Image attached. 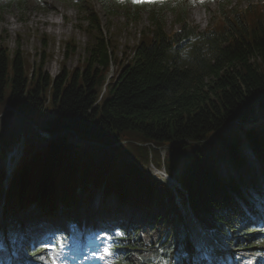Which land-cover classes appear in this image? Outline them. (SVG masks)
Segmentation results:
<instances>
[{
    "label": "trees",
    "instance_id": "trees-1",
    "mask_svg": "<svg viewBox=\"0 0 264 264\" xmlns=\"http://www.w3.org/2000/svg\"><path fill=\"white\" fill-rule=\"evenodd\" d=\"M95 1L108 16L123 12L137 22L145 12L149 21L132 58L109 82L106 74L116 59L102 38L90 49L83 70L54 77L38 72L30 78L21 54L10 56L0 48V122L8 104L14 122H24L31 114L40 119V132L46 135L36 133L43 147L22 155L10 174L0 259L8 245L4 233L18 244H33L22 224V212L31 205L50 218L45 226L60 222L79 229L82 213L81 220L100 228L104 223L97 215L81 210L90 201L89 189L99 188L103 200L115 196L119 212H148V227L155 228L145 242L132 222L125 228L119 225L109 249L118 255L111 264H205L198 249L202 243L198 235L199 243L193 240V229L173 193L146 173L149 154L154 153L158 166L162 147L169 172L185 163L180 184L186 197L178 194L215 248L209 250L213 264L221 260L217 250L244 254L264 245L259 223L264 220V1L232 10L218 25L202 31L187 23L188 0ZM25 3L0 0V14L12 4L22 8ZM230 3L221 0L220 7ZM167 12L180 25L170 34L165 32ZM84 21L97 26L93 15ZM14 140L2 129L1 159ZM243 142L260 167L245 169ZM219 162L244 174L223 177ZM5 176L0 164V193ZM59 234L60 245H73L71 233ZM132 252L135 263L129 259ZM18 254L16 262L25 264L27 256Z\"/></svg>",
    "mask_w": 264,
    "mask_h": 264
},
{
    "label": "rangeland",
    "instance_id": "rangeland-1",
    "mask_svg": "<svg viewBox=\"0 0 264 264\" xmlns=\"http://www.w3.org/2000/svg\"><path fill=\"white\" fill-rule=\"evenodd\" d=\"M221 0H190V6L187 10L188 25L195 27L196 30H205L211 28L213 25H218L223 16L232 15V10L243 11L248 3H260L264 0H231L229 5L220 7ZM25 5L20 8L12 4L4 13L0 14V48L6 49L10 56L18 51L23 59L25 72L27 76L33 78L38 72L41 74H48L51 77L56 76L61 72L71 73L75 70L81 71L85 68L86 60L89 56L90 49L98 42L100 38L107 42L109 51L113 53L115 63L111 62V66L106 74V82L114 79L119 72L120 67L128 62L133 55V49L139 42L142 32L147 30L149 26L147 13H141L140 19L137 22L128 20L123 12H119L114 16H108L103 13L102 8L95 0H25ZM194 11H197L201 16V20H196L193 17ZM223 12V14H222ZM96 17L97 26L93 27L84 21V17L88 15ZM43 19L54 20V23H43ZM174 15L170 12L165 13V32L172 33L177 30L180 25L175 23ZM60 24V26H58ZM61 31L58 35L56 32ZM145 30V31H144ZM8 93V90L6 91ZM105 95L104 87L101 88L100 97ZM49 96V95H47ZM100 99V98H99ZM7 105V104H5ZM3 108L4 117L0 122V132L2 129L8 130L11 141L20 137L23 139V149L16 145L15 140L6 150L8 152H23V158L27 154L37 148L43 147V141L39 140L36 133L40 136L46 137L44 133L37 131L39 129L40 119L28 114L24 122H14L10 117V107ZM48 107V106H47ZM48 111V109H47ZM47 111L44 116L46 117ZM2 115H0L1 117ZM40 131V129H39ZM240 133V129H237ZM16 134V137H15ZM21 142V140H20ZM83 146V145H82ZM97 149V145L93 147ZM158 148H156L157 150ZM165 149L159 148V151ZM7 153V154H8ZM148 162L146 163V173L151 175L156 166L155 155L149 154ZM246 166L254 168L255 163L260 167V162L252 157H244ZM1 167L4 166V160L1 159ZM185 163L182 162L178 166V172L183 171ZM224 169V171L222 170ZM233 172L234 177H238L240 173L244 174V170L236 171L228 162L217 163V170L223 177H226L229 172ZM233 169V170H232ZM257 170V169H256ZM260 177V174H257ZM179 178V177H178ZM176 178V179H178ZM181 178V177H180ZM236 179V178H235ZM2 189V186H1ZM90 201L86 202V209L98 211L113 209L116 205L115 196L110 195L103 200L101 189L90 188L88 193ZM1 202V198H0ZM79 202V200H78ZM78 202L76 204H78ZM1 205V204H0ZM108 212V211H107ZM183 212V211H181ZM26 219L29 217L40 216L35 206L31 205L25 209ZM134 214V213H133ZM145 217V218H144ZM149 213H138L132 219V225H135L140 230V237L145 242L150 241L155 232L152 231L147 224ZM185 217V215H184ZM187 219V217H185ZM34 222V221H33ZM125 222L121 225L124 226ZM156 227V226H155ZM34 228V225H33ZM42 233V231H41ZM76 233H78L76 231ZM43 236V233L40 235ZM5 237L9 238L7 235ZM104 244V242H103ZM51 258L56 255L54 252L50 253ZM64 256V255H63ZM251 255L247 258L242 256L227 257L223 264H262L264 262V255L253 258ZM106 262L108 261L105 255ZM130 260L135 263V257L131 256ZM9 264V262H8Z\"/></svg>",
    "mask_w": 264,
    "mask_h": 264
},
{
    "label": "bare ground",
    "instance_id": "bare-ground-1",
    "mask_svg": "<svg viewBox=\"0 0 264 264\" xmlns=\"http://www.w3.org/2000/svg\"><path fill=\"white\" fill-rule=\"evenodd\" d=\"M193 17H194L196 20H201V16L199 15V13H198L197 11H194V13H193ZM42 22H43V23H54L55 21H54V20H49V19H43ZM58 26H60V24H58ZM50 32H56V34H58V35L61 34V31H60V30H58V31H52V30H50ZM243 143L246 144V142H243ZM228 164H229V163H228ZM5 168L8 170L7 165L5 166ZM222 170L224 171V169H222ZM236 171H238V170H236ZM220 174H223V173L220 172ZM181 203H182V211L185 213V210L187 209L186 207H187L188 205L185 206L184 201H181ZM42 219H47V216H44ZM33 225H34V226L36 227V229H37V225H39V224H38V217L35 218V221H34ZM37 230H39V229H37ZM230 255H231V254H230Z\"/></svg>",
    "mask_w": 264,
    "mask_h": 264
},
{
    "label": "snow or ice",
    "instance_id": "snow-or-ice-1",
    "mask_svg": "<svg viewBox=\"0 0 264 264\" xmlns=\"http://www.w3.org/2000/svg\"><path fill=\"white\" fill-rule=\"evenodd\" d=\"M134 2H153V0H134ZM45 247H49V248H51L52 246H50V245H45ZM43 257H41V259H42Z\"/></svg>",
    "mask_w": 264,
    "mask_h": 264
},
{
    "label": "water",
    "instance_id": "water-1",
    "mask_svg": "<svg viewBox=\"0 0 264 264\" xmlns=\"http://www.w3.org/2000/svg\"><path fill=\"white\" fill-rule=\"evenodd\" d=\"M6 107H5V109L7 108V107H10L9 109H11V106L10 105H5ZM37 131L39 132V134H41V132L39 131V129L37 128ZM44 137V136H43Z\"/></svg>",
    "mask_w": 264,
    "mask_h": 264
}]
</instances>
